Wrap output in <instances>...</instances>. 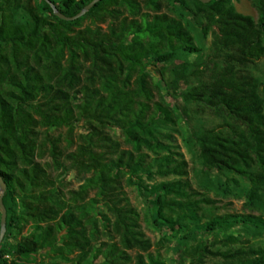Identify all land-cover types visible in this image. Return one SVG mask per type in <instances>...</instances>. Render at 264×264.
<instances>
[{
    "label": "trees",
    "instance_id": "obj_1",
    "mask_svg": "<svg viewBox=\"0 0 264 264\" xmlns=\"http://www.w3.org/2000/svg\"><path fill=\"white\" fill-rule=\"evenodd\" d=\"M50 1L74 17L93 0ZM171 2L188 7L187 0ZM164 7L163 0H101L80 19L66 21L44 0H0V175L8 212L0 264H46L38 261L42 251L67 264H163L149 252L140 214L125 195L126 173L154 197L155 223L185 229V240L196 241L198 231L264 227L263 218L251 214H215V202L195 198L186 179L188 164L165 131L177 123L174 109L157 99L148 67L199 50L183 21ZM193 9L207 21L204 36L214 29V56L225 66L184 98L224 110L248 133L235 139L220 129L205 131L197 138L200 159L264 184V84L240 72L264 60V0H258L257 21L239 13L232 0H193ZM87 19L91 25L82 28ZM177 78L186 80L185 66ZM80 123L86 134L70 161L78 159L76 169L90 176L67 199L59 184L72 168L62 161L60 138L50 132L67 128L71 146ZM113 127L122 130L124 144L108 131ZM47 156L51 163L42 162ZM155 176L177 179L145 184L143 177ZM29 225L33 232L25 237ZM100 235L110 241L99 247ZM12 236L20 240L8 248ZM188 253V264H264V246L212 250L198 241Z\"/></svg>",
    "mask_w": 264,
    "mask_h": 264
},
{
    "label": "rangeland",
    "instance_id": "obj_2",
    "mask_svg": "<svg viewBox=\"0 0 264 264\" xmlns=\"http://www.w3.org/2000/svg\"><path fill=\"white\" fill-rule=\"evenodd\" d=\"M55 1L60 2L61 0ZM163 2L165 6L163 12L183 21L184 26L193 38V46L199 50L198 53L192 55L181 53L176 60L167 64L148 67L153 82L159 87L160 95H157V99L164 100L174 109L177 123L175 126L168 127L165 131L173 136V145L176 151L182 154L188 164L186 179L190 182L193 191L197 193L195 198L207 197L215 202L213 205L215 214H251L264 220V184L255 185L248 178L233 171L221 172L209 168L200 159V147L197 138L205 131L216 128L222 130L227 136L242 139L240 138L241 135L248 136L245 127L231 119L222 109L215 110L204 103L187 101L184 98V94L193 88L209 84L213 70H219L225 66L222 59L214 56V29L209 32L208 36L203 35V28L207 26V21L203 15L195 13L193 0H187V8L174 5L171 0H163ZM232 3L239 13L257 21L259 16L258 0H232ZM89 25H91V20L87 19L82 23V28ZM183 66L186 67V80L177 78V74L183 71ZM194 71L200 72L199 75H192ZM240 72L251 75L259 84H264V60L250 64L246 68L240 69ZM260 94L264 100L263 87H261ZM108 131L115 140L124 144L122 130L113 127ZM50 134L52 137L60 138V147L63 151L62 161L66 166L72 168L63 178L62 183L59 184L65 198L68 199L69 192L78 191L80 186L84 184L85 178L90 176L76 169L78 159L70 161V156L76 152L77 145L80 143V136L86 134V126L80 123L75 127L71 136V146L67 142V128L52 130ZM42 162L51 163L52 161L47 156ZM251 171L258 172V169L252 167ZM49 173L53 176L57 175L53 168L49 169ZM129 178H132V183H129ZM173 179H177V177L161 178L155 176L153 179L143 177L145 184L148 185ZM138 184L137 177L131 175V173L125 174L122 182L123 190L131 206L140 214L141 228L152 244L149 252L163 264H179L183 261L188 264L190 259L188 256L185 257L186 251L189 254L190 246L195 245L198 241L207 244L212 250L247 249L264 246V227L257 229L245 225H235L227 232L222 229L213 233L198 231L196 241L185 240V229L175 231L167 225L159 226L155 223L157 208L154 204V197L140 189ZM255 190L257 195L252 199L251 196ZM93 196L94 192H89L86 201ZM0 213L1 218V210ZM32 232L33 229L29 225L24 229L23 236L28 237ZM225 233L228 238H225ZM19 240V236H12L6 241V245L8 248H13ZM109 241V238L100 235L96 245L100 247L104 242ZM128 254L134 257L136 253L128 251ZM38 261H43L46 264H67L64 261L55 259L53 254L48 251L40 252ZM101 261L102 258L96 262ZM208 262L221 263L219 259H210Z\"/></svg>",
    "mask_w": 264,
    "mask_h": 264
},
{
    "label": "water",
    "instance_id": "obj_3",
    "mask_svg": "<svg viewBox=\"0 0 264 264\" xmlns=\"http://www.w3.org/2000/svg\"><path fill=\"white\" fill-rule=\"evenodd\" d=\"M46 3H48L54 10L55 14L66 21H76L83 17L85 14H87L97 3H99L101 0H93L89 5H87L82 12H80L78 15L74 17H67L63 15L61 12H59L56 8V6L50 1V0H44ZM202 3L207 4L210 3L212 0H200ZM6 183L3 179V177L0 175V210L2 212L1 216V230H0V245L3 242V239L5 237L6 231H7V209L4 204L3 200V193L6 191Z\"/></svg>",
    "mask_w": 264,
    "mask_h": 264
},
{
    "label": "built area",
    "instance_id": "obj_4",
    "mask_svg": "<svg viewBox=\"0 0 264 264\" xmlns=\"http://www.w3.org/2000/svg\"><path fill=\"white\" fill-rule=\"evenodd\" d=\"M7 258H9V256H7Z\"/></svg>",
    "mask_w": 264,
    "mask_h": 264
}]
</instances>
